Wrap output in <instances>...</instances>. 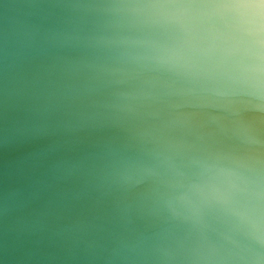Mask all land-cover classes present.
I'll list each match as a JSON object with an SVG mask.
<instances>
[{
  "label": "water",
  "instance_id": "obj_1",
  "mask_svg": "<svg viewBox=\"0 0 264 264\" xmlns=\"http://www.w3.org/2000/svg\"><path fill=\"white\" fill-rule=\"evenodd\" d=\"M239 2L0 0V264H264Z\"/></svg>",
  "mask_w": 264,
  "mask_h": 264
},
{
  "label": "clouds",
  "instance_id": "obj_2",
  "mask_svg": "<svg viewBox=\"0 0 264 264\" xmlns=\"http://www.w3.org/2000/svg\"><path fill=\"white\" fill-rule=\"evenodd\" d=\"M237 9L256 8L259 10L261 26L264 27V0H259V3H253L251 0H241L235 5Z\"/></svg>",
  "mask_w": 264,
  "mask_h": 264
}]
</instances>
